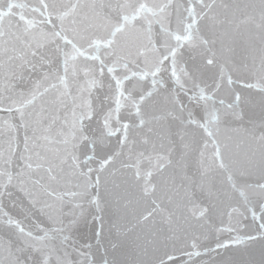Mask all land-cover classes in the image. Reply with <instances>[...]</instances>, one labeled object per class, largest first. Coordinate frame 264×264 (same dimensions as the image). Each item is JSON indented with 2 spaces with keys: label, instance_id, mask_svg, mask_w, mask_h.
<instances>
[{
  "label": "snow or ice",
  "instance_id": "snow-or-ice-1",
  "mask_svg": "<svg viewBox=\"0 0 264 264\" xmlns=\"http://www.w3.org/2000/svg\"><path fill=\"white\" fill-rule=\"evenodd\" d=\"M0 264H264V0H0Z\"/></svg>",
  "mask_w": 264,
  "mask_h": 264
}]
</instances>
